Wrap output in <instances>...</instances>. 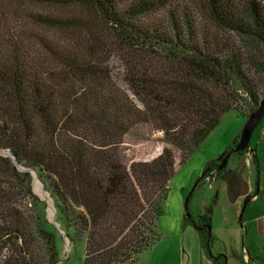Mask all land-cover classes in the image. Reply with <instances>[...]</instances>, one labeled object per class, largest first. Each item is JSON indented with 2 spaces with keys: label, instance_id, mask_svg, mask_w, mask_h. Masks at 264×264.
Here are the masks:
<instances>
[{
  "label": "trees",
  "instance_id": "obj_1",
  "mask_svg": "<svg viewBox=\"0 0 264 264\" xmlns=\"http://www.w3.org/2000/svg\"><path fill=\"white\" fill-rule=\"evenodd\" d=\"M16 6L51 13L14 18ZM237 39L264 48V17L253 2L0 0V150L36 174L59 225L45 219L31 172L0 153L3 264L67 261L60 231L70 252L83 247L81 264H133L158 241L155 224L176 168L223 115L250 114L264 95V62ZM113 59L124 88L113 81ZM139 127L159 133L165 146L125 165L119 149ZM239 172L216 173L231 202L245 194ZM197 218L185 222L198 228L208 254L211 209Z\"/></svg>",
  "mask_w": 264,
  "mask_h": 264
},
{
  "label": "rangeland",
  "instance_id": "obj_2",
  "mask_svg": "<svg viewBox=\"0 0 264 264\" xmlns=\"http://www.w3.org/2000/svg\"><path fill=\"white\" fill-rule=\"evenodd\" d=\"M239 2L242 4L247 2L255 3L264 17V0H239ZM16 7L20 9V13L15 14L14 18H21L22 11L24 14L33 15L51 13L43 8L31 6ZM63 15L66 16L64 13ZM14 20L11 19V22ZM22 27L25 26L22 25ZM29 28L31 29V27ZM40 33L49 36L53 35L54 38L60 37L56 32L53 33L47 29H41ZM237 41L239 44L241 43L240 46H246V53L250 54L252 58L264 62L263 47L256 49L252 48L248 42L246 44L244 40L237 39ZM27 48L31 49L29 46ZM110 68L113 81L117 86L124 88L122 67L119 61L113 59L110 62ZM248 115L236 112H228L223 115L217 127L204 142L193 151L185 162L176 168L175 174L168 185L163 214L155 224V231L159 239L150 248L138 255L133 264H213L211 257L203 251L197 228L193 223L185 222L184 202L202 173L211 163L219 160L239 136ZM263 132L264 116L254 130L250 142L256 150V156L261 160V165L264 163V144L261 139ZM164 146L162 136L159 133L152 131L148 127H139L125 136L118 154L121 162L128 165L132 161L151 160ZM227 167L231 169L237 168L241 175L245 169V162L240 159L238 164L237 158L233 155L229 158ZM203 179L191 193L187 211L194 222L198 219V213L203 210V207L211 209V253L225 256L227 264H264V239L250 240V234L247 232L245 234L244 232L245 229L248 232L252 230L251 227L253 225H245L248 219L256 220L259 216H264L262 197L257 200L253 199L246 205L239 222L238 218L243 200L241 203L237 202V200L231 202L224 183L220 180L216 182L217 175L214 181L216 185L214 184L212 188L204 184ZM34 180L39 182L40 185L42 183L38 177H33L31 182L32 192L39 198L34 191ZM245 187V192H248L246 184ZM26 201L27 199L20 202L22 210L25 212L29 210V205L26 206ZM44 203L45 219L48 221V205L46 202ZM252 220L251 223L253 222ZM59 234L61 235L60 232ZM60 249L62 260L69 255V259L62 261L60 264H81L83 247H77L70 252L69 242H66L62 237ZM5 257V251H0V264H3Z\"/></svg>",
  "mask_w": 264,
  "mask_h": 264
},
{
  "label": "water",
  "instance_id": "obj_3",
  "mask_svg": "<svg viewBox=\"0 0 264 264\" xmlns=\"http://www.w3.org/2000/svg\"><path fill=\"white\" fill-rule=\"evenodd\" d=\"M263 116H264V95L261 98L257 108L248 115L247 120H246V122H245V124H244V126H243V128H242V130H241V132L239 134V137L237 138V141H236V143L233 146V148L229 150L227 155H225V156H224V154L222 155V156H224V158L221 160V164L218 167V170L223 169V168H225L227 166V163H228V160L230 158V155H232V154L244 153L245 156L256 157V150H255V148L251 147L250 142H251L252 134H253L254 130L256 129V127L259 125V123L262 120ZM261 139H262V142L264 144V132L262 133ZM0 153L3 156H9L10 158H12L15 166L19 170L31 172L32 179H33V177L37 178L36 174L33 171H30L29 169L20 167L17 164V162L15 161V159L10 155L9 152H3V151L0 150ZM222 156L220 157V159L222 158ZM207 171L208 170H205L202 173L201 177L199 178V180L195 183L194 187L192 188L190 194L185 199V202H184V210H185V213H186L185 217H190V215H189L187 210H188V202L190 200L191 193L194 191L195 187L200 183L201 179L204 178V175H205V173ZM41 188L43 189V191L47 195L46 199L50 200V203H51L52 213H51V215H48V221L50 223H52L53 225H55L56 228H59V225L56 224V222H55L56 211H55V207L53 205V201H52L50 195L45 191L44 186L42 184H41ZM259 194H260L259 193V182L256 181L254 193L249 195V196H247V197H245V199H244V201L242 203L240 215H239V218H238L239 222L241 221V217H242V214H243V212L245 210L246 205L252 199L256 198ZM46 199H44V200L40 199V200L46 202L47 201ZM210 232H211V226L209 225L207 227V235H208V237H210V235H211ZM60 233H61L63 239L67 242L68 240L64 236V233L62 231H60ZM68 248H67V251H68ZM208 255L211 257V259L213 258V254L211 253L210 249L208 251ZM224 259H226V258H224Z\"/></svg>",
  "mask_w": 264,
  "mask_h": 264
},
{
  "label": "crops",
  "instance_id": "obj_4",
  "mask_svg": "<svg viewBox=\"0 0 264 264\" xmlns=\"http://www.w3.org/2000/svg\"><path fill=\"white\" fill-rule=\"evenodd\" d=\"M251 147H252V145H251ZM244 158H245L244 159L245 160V169L241 173V176H242L241 178L245 182V184L247 186V191L249 194L254 193L256 181L259 182V193L260 194L254 199L257 200L258 198L262 197V200L264 202V163L261 165V163H260L261 160L257 156H256L257 165L254 164L252 157L244 155ZM253 174H254V176H253ZM256 177H257V180H256ZM204 180H205V178L203 179V182H204ZM217 180L218 179H216V182H217ZM223 183H224V186L226 188L225 182H223ZM204 184H206L208 187H211V188L214 186V184L216 185V183H213L212 186H209V184L207 182H205ZM242 200H243V197H240L237 199V202L241 203ZM204 209H206V208L203 207V210ZM251 220L248 219L245 225H253L251 227L252 230L248 232L247 229H245L244 230L245 234H247V233L250 234V236H251L250 240H263L264 239V216H259L256 220H252L253 221L252 223H251Z\"/></svg>",
  "mask_w": 264,
  "mask_h": 264
},
{
  "label": "flooded vegetation",
  "instance_id": "obj_5",
  "mask_svg": "<svg viewBox=\"0 0 264 264\" xmlns=\"http://www.w3.org/2000/svg\"><path fill=\"white\" fill-rule=\"evenodd\" d=\"M233 146H234V145H232V147H231L230 149H232ZM230 149H229V150H230ZM229 150L227 151V153L224 154V156L228 154ZM233 155L237 158V162H238V164L240 163V159H242V160L245 159V158H244V153L232 154V155H230V157L233 156ZM224 156H222V158L219 160L218 164H219V163L221 164V160L224 158ZM244 162H245V160H244ZM220 164H219V166H220ZM219 166H218V167H219ZM225 168H228V167L226 166ZM228 169H231V168H228ZM217 170H218V168H217ZM217 170H216V168H215L214 170H211L210 172H217ZM252 194H253V193H252ZM249 195H251V194H249L248 192H245V194L242 196V197H243V201H244L245 197H247V196H249ZM242 203H243V202H242ZM199 226H200L201 229H204V224H200ZM211 245H212V242H211L210 245H209V246H210V250H211ZM218 256H219V255H213L212 262H213V259H217ZM220 256H222V255H220ZM219 258H220V257H219ZM219 264H227V263H226V259H224L223 261L220 260V261H219Z\"/></svg>",
  "mask_w": 264,
  "mask_h": 264
},
{
  "label": "bare ground",
  "instance_id": "obj_6",
  "mask_svg": "<svg viewBox=\"0 0 264 264\" xmlns=\"http://www.w3.org/2000/svg\"><path fill=\"white\" fill-rule=\"evenodd\" d=\"M204 183H205V181H204ZM34 191L38 194L40 199L44 200V199L47 198L46 193L43 191V189L41 188V185L36 180H34ZM46 202H47V205H48V214L51 215L52 210H51L50 200H47Z\"/></svg>",
  "mask_w": 264,
  "mask_h": 264
},
{
  "label": "built area",
  "instance_id": "obj_7",
  "mask_svg": "<svg viewBox=\"0 0 264 264\" xmlns=\"http://www.w3.org/2000/svg\"><path fill=\"white\" fill-rule=\"evenodd\" d=\"M216 175L215 172H208V174L205 177V182H207L209 184V186H212L214 181H215Z\"/></svg>",
  "mask_w": 264,
  "mask_h": 264
}]
</instances>
